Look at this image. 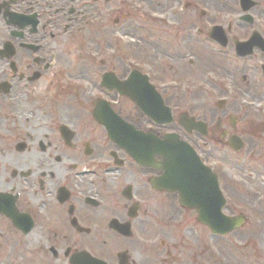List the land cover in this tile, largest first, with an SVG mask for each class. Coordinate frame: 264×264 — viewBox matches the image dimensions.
I'll return each instance as SVG.
<instances>
[{"label":"flooded vegetation","instance_id":"af4514ba","mask_svg":"<svg viewBox=\"0 0 264 264\" xmlns=\"http://www.w3.org/2000/svg\"><path fill=\"white\" fill-rule=\"evenodd\" d=\"M257 95L264 0H0V264H264ZM168 134L220 212L122 145Z\"/></svg>","mask_w":264,"mask_h":264},{"label":"water","instance_id":"95a60500","mask_svg":"<svg viewBox=\"0 0 264 264\" xmlns=\"http://www.w3.org/2000/svg\"><path fill=\"white\" fill-rule=\"evenodd\" d=\"M146 113L157 122L166 121L159 118L160 114H165L163 110ZM127 130L132 132L130 128H127ZM112 133L119 138L121 137L114 130H112ZM127 141L123 142L122 145L139 163L147 160L148 154L145 156V153L149 146L152 147L154 152L156 151L162 156L163 161L158 164V167L164 170V186L178 191L181 202H187L189 197V200L195 201L196 206H198L200 202L209 201L208 195L210 193L216 192V196L219 195L215 175L200 162L194 150L188 144L179 141L176 135L170 134L163 139L148 136L142 137V139L140 137L137 141L134 139ZM216 199V209L219 211L221 207L219 196ZM233 226H235L234 221L229 222L228 227Z\"/></svg>","mask_w":264,"mask_h":264},{"label":"rangeland","instance_id":"374dc122","mask_svg":"<svg viewBox=\"0 0 264 264\" xmlns=\"http://www.w3.org/2000/svg\"><path fill=\"white\" fill-rule=\"evenodd\" d=\"M223 65V64H222ZM246 95H248V94H246V92H241V94L240 95H238V99H237V101L239 102V104L241 103V104H243L242 102H241V100H245V101H250V98H251V96H246ZM258 96V97H257ZM256 97L257 98H255L253 101H254V103L252 104V106L254 107V108H264V102H260V100L261 99H264L263 97H261L260 95H257ZM218 96L216 95V96H213L212 98H210V99H212V100H215V98H217ZM233 100H235V99H233ZM232 100V101H233ZM229 103L230 104H232V102H231V99H230V101H229ZM228 103V104H229ZM240 104V105H241ZM254 108H252V109H254ZM255 110V109H254ZM261 113H264V111L263 112H261ZM261 131H264V129H262ZM252 134H255V132H252ZM264 134V133H263ZM206 149H209V151H211V152H213L214 150V148H213V146H211V145H209V146H206ZM209 162H211L212 163V166L214 165L213 164V159L211 158L210 160H209Z\"/></svg>","mask_w":264,"mask_h":264}]
</instances>
